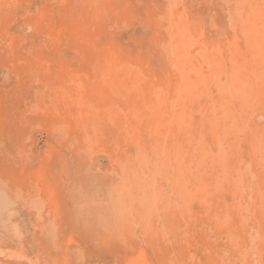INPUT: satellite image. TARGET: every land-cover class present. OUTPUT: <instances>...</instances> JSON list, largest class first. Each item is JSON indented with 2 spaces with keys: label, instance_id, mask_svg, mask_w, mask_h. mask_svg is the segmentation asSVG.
Segmentation results:
<instances>
[{
  "label": "rangeland",
  "instance_id": "rangeland-1",
  "mask_svg": "<svg viewBox=\"0 0 264 264\" xmlns=\"http://www.w3.org/2000/svg\"><path fill=\"white\" fill-rule=\"evenodd\" d=\"M259 12L0 0V264H248L261 192L227 177L247 164L244 129L233 169L214 156L231 124L218 65L260 37ZM257 83L242 126L264 125Z\"/></svg>",
  "mask_w": 264,
  "mask_h": 264
},
{
  "label": "bare ground",
  "instance_id": "bare-ground-1",
  "mask_svg": "<svg viewBox=\"0 0 264 264\" xmlns=\"http://www.w3.org/2000/svg\"><path fill=\"white\" fill-rule=\"evenodd\" d=\"M255 14L254 18H256ZM257 16V19L262 20L257 21L260 37L251 41L249 47L244 50H228L218 65L220 75L225 77H222L225 90L223 95L219 96L221 99L219 105L226 109V120L231 124L226 130H221L218 133L219 136L226 139L225 143L216 135L215 152L217 154L214 156L216 162H223L227 169H233L231 164L235 167V163L238 162L234 160L232 153L238 138L233 137L238 130L244 129H242L243 133L250 142L247 164L244 168L236 166L232 171H227V177L229 180L233 179L230 184L239 192H242L246 186H258L261 192L258 196L260 204L251 209L250 222L252 224H249L252 228V235L248 239L246 238L247 247L251 251L248 264H264V246L261 245L264 242V230L260 228L259 223L254 222V218H256L254 214L264 211V125L261 128H250L242 126L241 122L249 120V116L252 115L253 96L258 91L257 82L264 74V24L262 23L264 14L259 12ZM252 26H257V24ZM235 153L238 154L236 150ZM260 207L262 209L259 211ZM258 258L259 261H257Z\"/></svg>",
  "mask_w": 264,
  "mask_h": 264
}]
</instances>
